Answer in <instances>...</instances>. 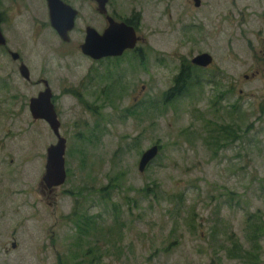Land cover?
I'll return each mask as SVG.
<instances>
[{
  "label": "rangeland",
  "instance_id": "1",
  "mask_svg": "<svg viewBox=\"0 0 264 264\" xmlns=\"http://www.w3.org/2000/svg\"><path fill=\"white\" fill-rule=\"evenodd\" d=\"M182 1L158 0L156 7L154 2L144 6V19L155 9L158 17L157 34H147L149 44L162 54L178 55L163 56V63L149 65L147 83L144 74L137 78L138 73H123L125 93L117 94L116 102L109 100L112 110L106 113V132L95 134L94 146L88 151L87 145L82 146L88 157L80 163L69 159L64 182L56 188L63 196L68 192L83 193V197L92 194L85 198L82 209L95 218L90 221L94 237L89 242L92 246L94 240L96 245L90 260L69 264H264V115L252 123L250 115L251 93L260 90L262 82L243 77L250 75L248 42L253 25L236 19L232 23L211 21L218 8L216 0H207V32L202 36L194 32L187 43L177 30L179 23L171 26L181 14ZM201 13L188 11L184 16L190 17L183 16L182 23L198 25ZM32 41H26L30 48L25 49V61L34 81L42 48L40 41ZM189 49L211 55L212 65L194 70L186 90L163 103L179 63L187 66L194 57L179 55ZM6 61L0 55V63ZM69 62L73 67L79 65L78 75L87 64L77 57ZM50 76L56 89L55 78ZM71 77L77 79L74 74ZM233 80L237 81L235 89L229 91ZM10 83L13 98L9 107L12 103L11 110L21 113L23 127L30 123L27 139L22 141L31 153L25 168L31 193L30 233L23 245L0 255V264H59L55 252L60 250L57 241L62 232L55 231L54 224L57 211L66 213L68 200L64 197L57 211L45 208L37 201L36 187L43 170L39 155L42 157L45 145L54 144L55 138L39 121H32L27 110L28 97H34L39 87L21 85L13 76ZM144 83L141 114L136 116L138 104H132L130 96ZM9 93L0 91V96L5 100ZM59 103L62 121L69 124L77 115L76 107L69 98ZM7 108L1 101L0 112ZM3 122L0 119L6 128ZM222 128H230L226 131L232 141L218 134ZM22 142L15 137L7 146L18 155L15 150L22 148ZM152 145L157 154L139 173V157ZM4 187L9 190L7 184ZM256 226H260L257 232ZM249 228L256 233L255 240L248 238ZM70 244H63L62 249ZM235 246L241 248L240 256L230 253ZM66 249L70 257L71 248Z\"/></svg>",
  "mask_w": 264,
  "mask_h": 264
},
{
  "label": "flooded vegetation",
  "instance_id": "2",
  "mask_svg": "<svg viewBox=\"0 0 264 264\" xmlns=\"http://www.w3.org/2000/svg\"><path fill=\"white\" fill-rule=\"evenodd\" d=\"M153 2L155 3L153 7H156L158 0H0V35L3 40V44L0 45V55H3L7 60V64L0 63V91L9 93L12 76L21 85L39 87L34 97L40 94L42 99H47L57 122V135L64 141L62 158L65 177L69 159L79 160L80 163L85 157H88L82 146L87 145L86 151H88L89 146H94L95 134L106 132V113L109 109L112 110L110 102L118 100L119 95L117 94L125 93L124 88L127 85L124 82V74L126 72L138 73L137 78L144 74L145 83H147L150 78L149 65L158 66L159 63H163L165 61L163 56L178 55V53L162 54V51L152 47L148 42V32L152 31L154 35L158 32L156 9L144 19V8H146L144 6L151 5ZM207 3V0L182 1L181 14L174 19L171 26L174 28L179 23L177 30L183 35V38L185 37L187 43H191L190 35L194 32L200 36L207 32L206 23L209 21L207 11L209 5ZM215 3L218 10L210 19L211 21L232 23L236 19L240 23L253 25L250 29L251 36L248 42L250 75H243V77L250 82H262L261 89L258 91L254 89L250 96L252 98L251 123L257 119L259 122L264 115V0H216ZM190 10L202 12L198 25L182 23L184 14ZM69 17H72L71 27L66 29L65 21ZM185 17L190 16L185 15ZM52 18L58 21L59 27L65 29L64 38L51 24ZM112 24H122L128 28L129 33L131 31L134 39L131 48L123 49L119 55H106L99 58H92L81 52L80 47L87 35L93 45L103 44L104 34L110 30ZM32 39L40 41L42 48V63L38 69V77L34 81L31 79L29 65L25 61V49L30 48L26 45V41L32 43ZM193 52L192 49H189L179 55L190 54L196 57L204 54L203 51ZM45 55L49 57L44 59ZM76 57L87 63L81 65V75H78L79 65L73 67L74 64L69 62ZM50 60L57 62L52 64ZM191 60L187 66L184 62L179 63L177 72L170 79L171 86L165 92L167 97L169 90L174 89L178 84L179 81L176 79L181 78L183 73L185 75L187 71L189 75L186 81L187 86L192 80L194 70L199 72V70L209 68L196 66L192 64ZM21 68L26 70V77H24V73H21ZM69 68L72 70H68ZM51 74L55 78L56 89L51 86ZM73 74L77 77L75 81L70 79ZM236 82V80L232 81L231 86L228 87L229 91L235 89ZM145 83L139 86L137 93L130 96L132 104H138L135 111L136 116L141 114V97L144 93ZM170 94L171 97H174L176 91H170ZM239 94L242 92L239 91ZM34 97L29 96L27 99L29 116L32 121H39L43 130L49 131L53 135L55 144L57 137L53 134L48 123L43 118L34 120L31 117L29 101ZM12 98L11 93L5 100L0 96V102L8 105L4 112H0V119L6 126L3 128L0 123V255L2 256L7 255L8 250L14 251L23 245L26 241L25 237H28L30 233L28 223L31 193L26 183L28 172L25 168L31 160V153L29 145L25 146L23 143L24 139H27L26 132H28L27 127H30V123H26L25 128L23 127V123L19 119L21 113L11 110L12 103L9 107ZM68 98L73 101L72 106L75 105L77 110V115L72 118L69 124L62 121L63 109L59 103V101ZM110 98L111 101H109ZM258 111H260L259 114H257ZM42 115L45 113L42 112ZM15 137L18 141H23L19 145L22 148L15 150L19 153L18 155L7 146V143L13 141ZM54 144L45 145L42 157L39 155L43 161L40 177L44 171L46 150ZM4 184L8 185L9 190L5 189ZM38 194L37 201L40 205L51 208L53 211L62 208L64 197L68 200L66 213L60 214L57 211L58 217L54 224V230L62 232L58 235L57 241L60 250L55 252L57 262L69 264V262L78 263V261L90 260L96 245L94 240L92 246L89 242L94 237V223H90V221L95 218L84 213L82 205L85 198L92 194L83 197V193L68 192L63 196L56 193V188H47L43 184L38 188ZM53 236L54 233L51 232L50 237ZM68 242L71 243L70 246H66V248H71L70 257L66 256L68 249H62L63 244ZM98 248L101 250L100 247ZM101 255L102 252L98 254L99 259Z\"/></svg>",
  "mask_w": 264,
  "mask_h": 264
},
{
  "label": "water",
  "instance_id": "3",
  "mask_svg": "<svg viewBox=\"0 0 264 264\" xmlns=\"http://www.w3.org/2000/svg\"><path fill=\"white\" fill-rule=\"evenodd\" d=\"M58 3V2H57ZM72 17L66 18L65 28L69 29L71 27ZM55 28H57L58 33L62 38L65 29L59 27V23L55 18H52L51 23ZM110 30L104 34V43L95 44L91 42L88 35L85 37L84 43L81 45V52L85 55L91 56L92 58H99L101 56L108 55H119L121 51L125 48H131L133 46L134 39L132 38V33L127 30L122 24H112ZM3 44L2 37L0 35V45ZM192 64L200 67H208L212 63V57L208 53H204L194 57L191 60ZM21 73H24L26 77V70L21 68ZM42 95H38L30 99L29 109L32 119L43 118L49 125L53 134L57 137V142L51 145L46 150V159L44 164V171L38 182V188L41 184L45 185L47 188H57L63 184L65 179L64 167H63V144L64 141L60 139L57 135V122L51 106L49 105L47 99H42ZM42 112L45 115H42ZM157 147L152 145L144 152L141 153L138 163L137 171L139 173L143 172L145 166L155 157L157 154Z\"/></svg>",
  "mask_w": 264,
  "mask_h": 264
},
{
  "label": "trees",
  "instance_id": "4",
  "mask_svg": "<svg viewBox=\"0 0 264 264\" xmlns=\"http://www.w3.org/2000/svg\"><path fill=\"white\" fill-rule=\"evenodd\" d=\"M183 73V72H182ZM182 77L181 78H177L176 80H178L179 82H178V84L175 86V88L174 89H170L169 90V95H168V97L166 96L167 94H165L164 95V102L163 103H169L170 101H171V99L172 98H176L177 96H179V95H181L185 90H186V81L188 80V72L186 71L185 72V75H184V73L181 75ZM173 90H175L176 91V94L174 95V97H171V94H170V91H173ZM227 129H230V128H227ZM227 129H225V128H222V130L221 131H219V135H223L224 134V138H225V141H232L233 140V138H232V136L226 131ZM235 139V138H234ZM216 144V143H215ZM110 184L112 183V181H110L109 182ZM101 192H104V189H102V190H98L97 191V193L98 194H101ZM106 194H108V193H106ZM104 194H102L101 196H103ZM102 198H104V197H102ZM249 221H250V219H249ZM93 222V221H92ZM259 227L260 226H256L255 227V231L257 232L258 230H259ZM250 229V228H249ZM214 231L216 232V229H214ZM248 238L249 239H256L257 238V235H256V233H254L251 229H250V234H249V236H248ZM242 250H241V248H239L238 246H235V248H234V250H232V251H230V253L231 252H234L235 254H237V255H239L240 256V252H241Z\"/></svg>",
  "mask_w": 264,
  "mask_h": 264
}]
</instances>
